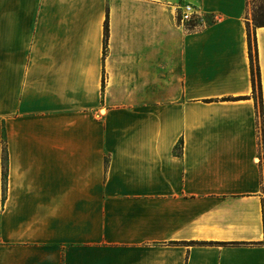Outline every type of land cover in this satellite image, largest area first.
<instances>
[{"label": "crops", "instance_id": "0c3cea01", "mask_svg": "<svg viewBox=\"0 0 264 264\" xmlns=\"http://www.w3.org/2000/svg\"><path fill=\"white\" fill-rule=\"evenodd\" d=\"M248 14L0 0V264H264V26Z\"/></svg>", "mask_w": 264, "mask_h": 264}, {"label": "trees", "instance_id": "16d2710c", "mask_svg": "<svg viewBox=\"0 0 264 264\" xmlns=\"http://www.w3.org/2000/svg\"><path fill=\"white\" fill-rule=\"evenodd\" d=\"M260 1L263 2V4H261L260 6H255V8L257 9H253V13H252V21H253L254 27L264 26V0H260ZM248 6H249V1H248ZM247 28H248L249 55H250V61H251V73L253 77L254 91L258 89L261 95L260 70H259V65L257 61L256 37H255V34L251 32L250 26L248 24H247ZM108 35H109V26H108V19H106L105 24H104L105 44L107 43ZM263 146H264V142H263ZM3 161L4 163L6 161L5 146H4ZM5 170L6 168L4 166V170H3L4 180L6 178ZM262 209H263V222H264V199L262 201Z\"/></svg>", "mask_w": 264, "mask_h": 264}, {"label": "built area", "instance_id": "2783aa9c", "mask_svg": "<svg viewBox=\"0 0 264 264\" xmlns=\"http://www.w3.org/2000/svg\"><path fill=\"white\" fill-rule=\"evenodd\" d=\"M181 21L187 22L191 27H195L202 20L201 14L196 11L195 7L191 5H185L181 9Z\"/></svg>", "mask_w": 264, "mask_h": 264}, {"label": "rangeland", "instance_id": "374dc122", "mask_svg": "<svg viewBox=\"0 0 264 264\" xmlns=\"http://www.w3.org/2000/svg\"><path fill=\"white\" fill-rule=\"evenodd\" d=\"M248 1H249V6H248V12H249V14H248V18H249V20H251V23L253 24V21H252L253 9H257V8H255V6H260L261 4H263V2H261L260 0H248ZM3 141H4V144H5V137L3 138ZM260 155H261V162L264 165V146H263V144H262V147H261V153H260ZM4 166H5V163H4ZM5 168H6V166H5Z\"/></svg>", "mask_w": 264, "mask_h": 264}]
</instances>
